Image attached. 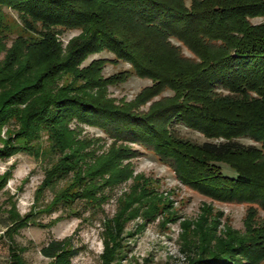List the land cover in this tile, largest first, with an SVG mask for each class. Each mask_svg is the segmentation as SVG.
<instances>
[{
  "label": "trees",
  "instance_id": "trees-1",
  "mask_svg": "<svg viewBox=\"0 0 264 264\" xmlns=\"http://www.w3.org/2000/svg\"><path fill=\"white\" fill-rule=\"evenodd\" d=\"M7 9L28 33L10 38L9 49ZM255 18H264V0H0V159L20 153L40 159L43 181L35 197L53 194L40 214H57L39 223L38 213L21 216L12 204L0 235L7 241L5 264H25L26 248L14 241L23 229L48 230L65 218L80 219L81 212L82 222L98 218L104 199L100 188L107 180L100 186L97 181L106 174L112 180L113 171L123 176L120 181L130 177L128 163L122 162L134 158V150L117 142L143 146L204 197L264 210V22L252 25ZM65 31L78 32L66 52L56 40ZM172 41L192 58L182 57ZM102 52L149 81L130 103L107 97V88L127 76L103 77L105 59L83 66ZM146 103V110L138 111ZM73 121L97 128L112 141L109 152L94 159L96 167L83 166L87 153L67 127ZM175 127L203 141L183 138ZM35 141L48 145L31 146ZM219 163L234 176L222 175ZM9 177L10 171L0 176V190ZM133 188L141 195L137 184ZM136 199L122 202L112 218L98 219L103 228L99 264L126 260L130 234L125 226L135 219L131 202L137 205ZM253 210H246V237L232 244L234 253L193 246L183 250L184 262L178 264L259 263L264 219L256 221ZM80 252L72 236L49 237L39 249L46 264H73ZM150 263L144 258L140 264Z\"/></svg>",
  "mask_w": 264,
  "mask_h": 264
},
{
  "label": "rangeland",
  "instance_id": "rangeland-1",
  "mask_svg": "<svg viewBox=\"0 0 264 264\" xmlns=\"http://www.w3.org/2000/svg\"><path fill=\"white\" fill-rule=\"evenodd\" d=\"M4 15L6 26L10 27L11 37L9 42L5 43V48L9 49L12 45L10 38H15L18 32H21L22 36H27L28 33L24 32L19 17L13 11L4 10ZM250 22L252 25H258L264 22V18L251 19ZM77 34V31H65L56 35L61 51L66 52L69 49L71 41ZM30 36H33V33ZM172 43L178 47L182 57L192 58L180 44L174 41ZM3 55L4 52L0 54V60ZM94 59H105L101 72L103 77L117 74L118 79H122L123 76H127L124 82L107 88L108 99L112 98L115 103L121 105L130 103L143 87L149 85L148 80L135 77L127 64L113 61L112 55L108 52L90 56L83 66ZM148 105L149 103H146L138 107V111H145ZM67 127L72 129L73 137L77 140L76 145H80V150L87 153L83 166L87 169L96 167L98 162H94V159L99 157L101 159L105 153H108L112 141L97 128L77 125L75 121L68 123ZM174 129L183 138L198 143L203 141L202 137L183 127ZM5 131L6 128L1 132L2 137ZM43 141L42 143L35 141L31 146H47L48 144H44ZM241 142L250 144L247 140ZM116 145L134 150V158L122 162V164L128 163V169L131 170L130 177L120 181L123 176L113 171L112 180L108 179L109 175L106 174L97 181V185L100 186L107 180L105 186L100 188L104 199L100 203L101 211L98 213V218L94 220L93 217H88L86 212L84 214L88 217V221L82 222L83 212L80 210L82 215L80 219L73 216L65 218L48 230L35 226L21 230L14 237V241L16 245L26 248L22 254L25 264H46L47 260L39 254L40 246L49 237L61 239L67 236H72L74 244L81 247V252L74 258L73 264H99V255L103 251V228L98 219L112 218L122 202H129L134 196H137L135 201L138 203L132 205L131 202V208L136 209L135 219L125 226V232L130 234L126 238L127 257L119 264H140L144 258H150V264H178L184 262L183 250L193 246L198 248L210 246L225 256L230 255L234 253L232 244H237L240 240L244 241L242 238L246 237L243 227L246 210L254 209L256 221L264 219V210L255 204L220 203L188 188L176 177L172 169L163 165L143 146L121 142H117ZM218 167L222 175L234 176L233 171L226 164L219 163ZM109 169L112 171L111 167ZM42 170L43 164L40 159H34L23 153L4 160L0 159V176L10 171L9 180L0 190V232L4 231L3 219L5 220L6 211L12 207V204L21 216L38 213L39 223H47L57 216V214L49 216L46 213L40 214L45 207L43 204H48L53 199V194L49 192L44 198L39 197L37 200L35 197L36 189L43 181ZM133 178H136L135 181ZM136 184L142 189L141 195L133 191ZM242 192L247 193L244 190ZM7 259V241L0 239V264H5ZM257 264H264V258Z\"/></svg>",
  "mask_w": 264,
  "mask_h": 264
},
{
  "label": "built area",
  "instance_id": "built-area-1",
  "mask_svg": "<svg viewBox=\"0 0 264 264\" xmlns=\"http://www.w3.org/2000/svg\"><path fill=\"white\" fill-rule=\"evenodd\" d=\"M3 234V232H0V235H2Z\"/></svg>",
  "mask_w": 264,
  "mask_h": 264
}]
</instances>
